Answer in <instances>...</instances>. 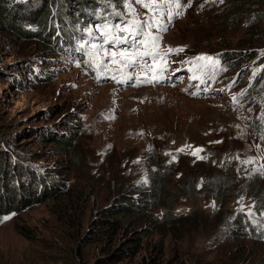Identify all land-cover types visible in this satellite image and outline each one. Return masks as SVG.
<instances>
[{"label":"rangeland","instance_id":"1","mask_svg":"<svg viewBox=\"0 0 264 264\" xmlns=\"http://www.w3.org/2000/svg\"><path fill=\"white\" fill-rule=\"evenodd\" d=\"M77 1L85 5L80 25L71 20ZM0 3L28 16L47 8L35 15L42 26L27 23L21 33L0 14V169L33 190L24 191L21 210L0 217V264H264V242L216 222L200 187L211 163L237 169L241 159L252 179L263 176V23L252 27L233 0H181L165 8L180 13L170 23L165 15L166 32L145 29L159 36L156 59L125 68L119 56L111 63L93 51L98 41L88 29L97 36L106 23L153 15L160 22L136 0ZM125 49L135 51L113 50ZM201 55L218 67L206 60L195 63L208 67H194ZM97 56L105 60L99 69ZM157 63L167 67L154 72ZM149 190L172 200L176 225H164L165 207L153 201L145 216H126L114 231L106 210L122 193ZM232 192L225 217L241 210L255 222L252 193Z\"/></svg>","mask_w":264,"mask_h":264},{"label":"trees","instance_id":"2","mask_svg":"<svg viewBox=\"0 0 264 264\" xmlns=\"http://www.w3.org/2000/svg\"><path fill=\"white\" fill-rule=\"evenodd\" d=\"M47 3L56 2L57 0H44ZM70 1V0H69ZM234 2L239 3L241 6H243L246 14H248L252 20L253 24L252 27L259 25L263 23L260 27L257 29L261 30L264 33V12L254 14L253 11L258 10L257 8H264L262 4H260L263 0H233ZM76 4L74 8V12L71 16V20L76 21L80 25L82 23V20H76L78 18V15L82 13L83 8L85 7L84 3H80L79 1L75 2ZM94 5V4H93ZM47 8L43 10L42 13H34L29 14H20L18 11L15 10H9L5 7L4 3H0V14L3 17V19H6L7 24L13 25V28L18 31L19 33L22 32V28L27 23L30 24H38L42 26V21H40L41 17L38 18L37 21H34L37 19L35 16L36 14L39 16L40 14H44ZM79 13V14H78ZM101 17V16H100ZM82 19H88L89 16L87 15H81ZM96 18V17H92ZM102 18V17H101ZM108 21L109 19L106 18ZM41 23H40V22ZM16 22V23H15ZM106 23V22H105ZM77 27V26H76ZM11 29V28H10ZM40 30V29H39ZM254 29H252L253 31ZM29 32H23V35H27ZM50 32H47V35H49ZM43 37V36H41ZM45 38V37H44ZM43 38V39H44ZM73 121V120H71ZM56 143H60V140H55ZM62 143V142H61ZM218 166L212 165L211 168H209L210 173L205 174L203 171L201 172V178H200V187L204 192L209 196L213 202V212L218 214V216H214L215 221H220L225 224H229L231 226V232L232 235H236L238 232L235 229V227H242L244 228V234L246 236L252 237L258 241L264 242V229L262 228L264 226L263 220L261 218L262 213H264V189H260V182L263 180L264 176V164H263V176L262 178H256L255 180L250 177V174L245 172V167L242 165V160L240 159L238 161V168H233L232 165L228 166L226 168L222 165L221 162L217 163ZM0 170V217L6 214H10L13 211H19L24 206H21V204L27 203L26 201H22V197L24 194V191H33L30 189L29 186L25 187L23 184L17 185L13 184L14 180L12 179L11 182L8 180V171L6 172L4 168H1ZM158 176L153 180L154 183H156V180H158ZM7 180V181H4ZM152 182V183H153ZM264 183V182H263ZM264 185V184H263ZM192 188V181L190 180V186H186V188ZM239 190L241 193L250 192L252 193L251 199H253V205H252V212L254 214L255 222H252L250 220V217L248 214L244 213L243 211L237 212V214L234 217L227 218L225 213V204H223L227 199H230L231 193L233 189ZM187 190V189H186ZM187 192V191H186ZM160 193V192H159ZM186 199L192 198L190 195H185ZM119 202L112 204L105 212V215L108 216L106 221L107 223H112L113 230L117 231L120 229V222L124 219L126 216H142L144 213H146L149 208L153 205V201L160 202L162 206L165 207L166 213L168 214V217L166 218V221L164 225H166L169 229L171 226L176 225V222L171 220L169 218L170 214V206L172 203V200L170 198H166L165 195L160 194H153L151 190L144 191V194L141 195H134L129 193H122L121 196H119ZM37 201V198H33V202ZM222 211L220 209V205H222ZM218 209V210H217ZM221 211V212H218ZM114 215L117 216V220L113 223L111 222V217ZM145 216V215H144ZM246 230V231H245ZM237 257V256H236ZM151 264H160L159 262H156L154 259L151 262ZM251 264H260L258 259L254 260Z\"/></svg>","mask_w":264,"mask_h":264},{"label":"snow or ice","instance_id":"3","mask_svg":"<svg viewBox=\"0 0 264 264\" xmlns=\"http://www.w3.org/2000/svg\"><path fill=\"white\" fill-rule=\"evenodd\" d=\"M129 3L132 0H128ZM137 3L142 4L145 8L149 9L152 13H159L160 14V22L156 21L155 15L152 17V21H124L122 24L116 23H106L102 28L98 29L99 35L94 36L93 30L88 29V34L90 37H94L98 43L92 44V49L95 52L102 51L104 57L110 59L111 63H119L117 60V56L121 58V60L125 61V68L135 66L139 60L144 59L145 57L152 58L153 60L159 55L158 48V40L159 36L157 34H153L151 32L148 33L147 37L145 35V29H151L155 27L157 32H166L168 30L169 24L163 23V18L167 15V19L169 23L171 20L176 16L179 15V12H165L166 7H170L172 4H175L177 8L181 5V0H136ZM149 38L151 40V50H148L149 45ZM106 45H110L111 47L106 48ZM117 45H130L134 46L135 51H129L125 49L124 51H114L113 49L117 48ZM143 47L145 50L140 51L139 49ZM183 49H176L175 51H182ZM174 51L173 49L169 48L168 52ZM167 53L164 54L166 56ZM163 59V57H161ZM206 60L214 67H218L219 61L206 56H198L193 58V66L199 68H206L208 67L207 64L200 65L196 64V61ZM105 65V60L100 58L99 56L96 57V67L99 69ZM167 67L166 63H157L152 71H156L160 69L161 71ZM105 70H107L105 68ZM153 79H159L158 76H153ZM199 151V150H198ZM195 154V153H194ZM264 215V213H262Z\"/></svg>","mask_w":264,"mask_h":264}]
</instances>
